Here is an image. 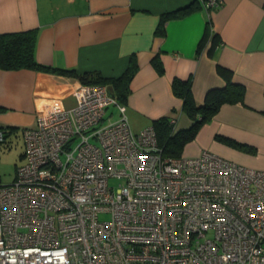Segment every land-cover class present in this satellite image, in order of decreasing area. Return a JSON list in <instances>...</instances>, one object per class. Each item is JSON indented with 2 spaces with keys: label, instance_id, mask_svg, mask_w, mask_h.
I'll use <instances>...</instances> for the list:
<instances>
[{
  "label": "built area",
  "instance_id": "1",
  "mask_svg": "<svg viewBox=\"0 0 264 264\" xmlns=\"http://www.w3.org/2000/svg\"><path fill=\"white\" fill-rule=\"evenodd\" d=\"M110 93L82 83L74 105L46 100L21 129L24 161L0 184V264H264V170L165 155ZM111 105L119 117L101 123Z\"/></svg>",
  "mask_w": 264,
  "mask_h": 264
},
{
  "label": "crops",
  "instance_id": "2",
  "mask_svg": "<svg viewBox=\"0 0 264 264\" xmlns=\"http://www.w3.org/2000/svg\"><path fill=\"white\" fill-rule=\"evenodd\" d=\"M196 4L201 7L167 18L163 35L156 33L161 15ZM207 25L217 41L211 52V37L199 45ZM29 29L36 30L39 63L72 68L77 75L0 68V127L5 129L0 144H20L16 167L24 161L21 129L35 124L46 100L74 105L80 75L116 78L133 56L138 67L122 104L134 132L162 116L175 118L176 130L188 128L193 121L173 93V78L189 79L195 103L201 105L209 89L227 83L217 72L220 65L240 86L241 99L222 103L183 146L182 155L197 156L206 149L264 170V0H222L210 10L200 0H0V34ZM156 55L161 73L151 63Z\"/></svg>",
  "mask_w": 264,
  "mask_h": 264
},
{
  "label": "trees",
  "instance_id": "3",
  "mask_svg": "<svg viewBox=\"0 0 264 264\" xmlns=\"http://www.w3.org/2000/svg\"><path fill=\"white\" fill-rule=\"evenodd\" d=\"M201 7L199 4L190 5L173 12L164 13L160 17L159 24L156 28V33L163 35V22L167 18L183 15L193 9ZM211 34V33H210ZM208 25L199 45L205 43L207 38L211 37L212 44L209 52L217 44L216 35H210ZM210 35V36H209ZM35 41L36 30L29 29L25 31L6 32L0 34V68L1 69H32L53 72L62 75L76 76L75 69L59 68L50 65L39 63L35 58ZM203 45V44H202ZM199 46V47H200ZM152 65L158 72H163V65L158 55L151 60ZM137 63L131 56L129 63L123 73L116 78H105L99 73L88 72L80 75L82 83H101L109 85L118 103L122 104L127 100L130 91L129 84L136 73ZM217 72L223 76L227 83L224 87L211 88L205 96L204 102L197 105L192 96L191 82L189 79L182 80L173 78L172 90L173 93L182 98V111L193 121L192 124L185 129L174 130L173 124L170 122V117L162 116L155 119L152 123L157 137V143L162 147L165 155L179 156L182 154L183 146L192 140L201 124L211 118L217 111L219 106L224 102L238 101L241 99V88L239 85L231 82L230 70L218 65ZM230 144L242 148V145L229 141Z\"/></svg>",
  "mask_w": 264,
  "mask_h": 264
},
{
  "label": "rangeland",
  "instance_id": "4",
  "mask_svg": "<svg viewBox=\"0 0 264 264\" xmlns=\"http://www.w3.org/2000/svg\"><path fill=\"white\" fill-rule=\"evenodd\" d=\"M112 114H109V113ZM119 115V111L117 107L111 105L107 107L105 112V118L101 123L108 122V117L110 120H116ZM7 145V144H6ZM8 146V145H7ZM1 146L0 144V181L3 183H8L12 181L14 174L16 173V163L15 158H18V150L20 148V144L18 147L16 146ZM112 179L110 183H114Z\"/></svg>",
  "mask_w": 264,
  "mask_h": 264
},
{
  "label": "water",
  "instance_id": "5",
  "mask_svg": "<svg viewBox=\"0 0 264 264\" xmlns=\"http://www.w3.org/2000/svg\"><path fill=\"white\" fill-rule=\"evenodd\" d=\"M112 96H114V94L113 93H110Z\"/></svg>",
  "mask_w": 264,
  "mask_h": 264
}]
</instances>
